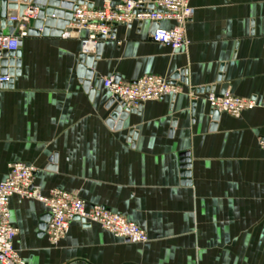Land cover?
<instances>
[{"label":"crops","instance_id":"obj_1","mask_svg":"<svg viewBox=\"0 0 264 264\" xmlns=\"http://www.w3.org/2000/svg\"><path fill=\"white\" fill-rule=\"evenodd\" d=\"M105 1L120 0L86 3L99 9ZM191 6L186 48L151 41L148 22L116 25L113 38L101 41L92 87L154 75L181 88L175 97L142 104L120 130L107 124L116 106L107 108L108 91L100 84L90 96L77 76L79 38L20 39V75L0 87V182L7 164L24 163L35 169L42 195L71 193L87 207L138 225L149 238L130 244L74 221L52 248L45 207L15 197L14 248L26 264H264V150L258 145L264 136V0H192ZM17 33L12 23L1 35ZM180 70L184 83L172 80ZM224 84L226 93L256 107L212 121L206 97L219 95Z\"/></svg>","mask_w":264,"mask_h":264},{"label":"built area","instance_id":"obj_2","mask_svg":"<svg viewBox=\"0 0 264 264\" xmlns=\"http://www.w3.org/2000/svg\"><path fill=\"white\" fill-rule=\"evenodd\" d=\"M191 1L120 0L115 5L105 1L99 9L85 4L74 10L72 21L61 38H79L81 53L92 55L99 42L113 38L111 31L116 25L130 26L148 22L157 25V29L150 35L151 41L172 50H180L188 46L185 27L194 15ZM35 15L36 11H27L22 17L10 19V22L18 24V33L15 36L0 35V51L18 50L19 41L26 36L27 25ZM163 22H173L174 26L163 28ZM10 79L9 76H0V84H8ZM101 85L127 111L137 110L149 101L175 97L181 91L176 83L154 75H144L132 83L115 82L109 78L103 80ZM206 99L211 111L233 118L256 107L255 101L228 93H210ZM258 145L264 150V136L259 138ZM34 173L35 169L29 165L9 163L6 177L0 182V264H26L14 248L19 230L10 222V201L15 197L34 200L45 207L48 215L45 236L52 248L59 245L74 221L83 226L97 225L115 238L130 244H145L149 241L145 231L138 225L103 207H87L84 201L71 193L53 189L47 196L42 195L33 183Z\"/></svg>","mask_w":264,"mask_h":264},{"label":"water","instance_id":"obj_3","mask_svg":"<svg viewBox=\"0 0 264 264\" xmlns=\"http://www.w3.org/2000/svg\"><path fill=\"white\" fill-rule=\"evenodd\" d=\"M92 5L87 4L86 0H0V35L5 26H10L12 23L10 19L22 17L27 11H36V15L33 20L32 27L27 29L26 35L29 37H55L60 38L64 30L72 21V15L74 10L79 6ZM151 34L157 29L156 24H152ZM20 45V43H19ZM102 47V42H99L95 55H86L81 53L79 56V66L77 70V76L82 80L83 88L90 96L94 93L95 88L102 82L95 81L93 87L91 85L93 71L95 68V62L99 59L98 55ZM20 52L0 51V76H9L10 82L8 84H0L2 86H11L13 80L20 75ZM184 70H180L176 73L172 80L180 79L181 83H184ZM222 77L217 78V82H221ZM118 82L117 79H114ZM227 92V85L222 86L219 95H224ZM116 104L111 113L109 114L107 124L110 128L120 130L123 127L124 121L129 114H133L136 111H127L124 109L123 104L117 99L112 98L108 102L107 108ZM218 117L217 112H213L212 121H216ZM181 162V176L184 183H189V159L187 154L182 155Z\"/></svg>","mask_w":264,"mask_h":264}]
</instances>
